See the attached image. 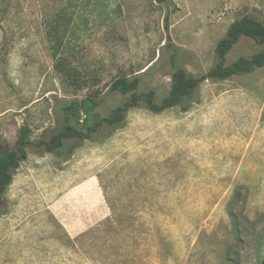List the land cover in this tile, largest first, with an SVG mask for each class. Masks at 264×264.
<instances>
[{"label": "rangeland", "instance_id": "1", "mask_svg": "<svg viewBox=\"0 0 264 264\" xmlns=\"http://www.w3.org/2000/svg\"><path fill=\"white\" fill-rule=\"evenodd\" d=\"M244 14L264 22V0H0V138L48 136L60 103L95 91L108 115L120 76L160 101L171 54L207 72ZM260 48L241 37L226 61ZM125 120L66 158L24 147L0 196V264H264V66L203 81L186 111Z\"/></svg>", "mask_w": 264, "mask_h": 264}, {"label": "trees", "instance_id": "2", "mask_svg": "<svg viewBox=\"0 0 264 264\" xmlns=\"http://www.w3.org/2000/svg\"><path fill=\"white\" fill-rule=\"evenodd\" d=\"M160 3L166 0H157ZM54 31L58 30L56 27ZM46 36L52 42V19L48 21ZM241 37L253 40L261 48L251 55H240L228 62L227 54ZM216 61L209 70L199 76H193L178 63V54L174 51L171 58L172 72L170 89L160 101L152 89H141V78L138 75L120 76L112 81L108 92L118 93L125 97L124 101L113 108L108 115L98 111L103 96L99 91L89 93L81 99H72L60 103V119L58 126L48 136L36 140L30 138L29 127L19 128L16 146L6 145L0 138V196L11 183L12 176L22 160L24 147H33L44 153H52L57 157L66 158L70 148L80 146L86 139L106 138L114 130L126 124V113L135 107H144L150 112L161 113L172 107L188 110L192 103L199 100V87L205 80L219 81L234 75L246 74L257 67L264 66V22L244 14L231 22L225 35L217 43ZM62 66L66 76L72 83H82L77 71L72 67ZM63 70V71H64ZM5 213L0 210V214Z\"/></svg>", "mask_w": 264, "mask_h": 264}, {"label": "water", "instance_id": "3", "mask_svg": "<svg viewBox=\"0 0 264 264\" xmlns=\"http://www.w3.org/2000/svg\"><path fill=\"white\" fill-rule=\"evenodd\" d=\"M24 158H25V155L22 156V159H24Z\"/></svg>", "mask_w": 264, "mask_h": 264}]
</instances>
